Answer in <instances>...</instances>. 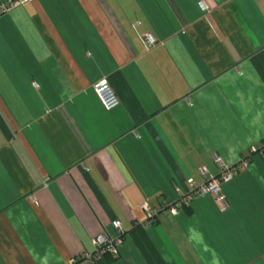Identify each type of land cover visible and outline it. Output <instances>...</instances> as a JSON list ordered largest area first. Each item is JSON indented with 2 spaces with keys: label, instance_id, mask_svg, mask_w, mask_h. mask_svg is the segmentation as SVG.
Masks as SVG:
<instances>
[{
  "label": "crops",
  "instance_id": "crops-1",
  "mask_svg": "<svg viewBox=\"0 0 264 264\" xmlns=\"http://www.w3.org/2000/svg\"><path fill=\"white\" fill-rule=\"evenodd\" d=\"M30 0L0 15V264H264V0ZM151 34L153 45L142 36ZM106 76L119 105L93 84ZM36 84V86H35ZM247 159L212 194L187 179ZM158 211L146 222L141 204Z\"/></svg>",
  "mask_w": 264,
  "mask_h": 264
},
{
  "label": "built area",
  "instance_id": "built-area-1",
  "mask_svg": "<svg viewBox=\"0 0 264 264\" xmlns=\"http://www.w3.org/2000/svg\"><path fill=\"white\" fill-rule=\"evenodd\" d=\"M27 1L30 0H0V15L9 12L16 6L23 5ZM197 4L201 10L206 9V6L202 0H197ZM142 39L147 46L153 45L155 43V38L149 33L144 34ZM92 87L102 106L106 110H111L119 105V99L115 91L110 86L106 76L99 78ZM249 152L264 155V142L258 146H251ZM214 160L219 165L217 174H209L206 167L201 165L198 168V172L200 175L205 176L206 180L197 184L192 178L187 179L190 189L183 196L179 191L180 197H178V202H176L173 206L168 207L169 212L176 213L179 210L178 206L180 202L192 197L193 195L212 194L216 197V199H218V201H222L224 199L222 185L229 182L242 165L245 166L248 163L247 159L243 158L240 159L236 164L226 165L217 155H214ZM141 207L145 211L146 222H151L154 220V218H156L158 211L151 207L147 202H143ZM111 226L117 232L115 236H109L106 233H100L96 235L92 239L93 251L90 253H85L83 257L72 259L70 264H73L78 258H83L87 261H94L106 253L117 255L119 252V246L123 240L125 229L117 219L111 221Z\"/></svg>",
  "mask_w": 264,
  "mask_h": 264
}]
</instances>
